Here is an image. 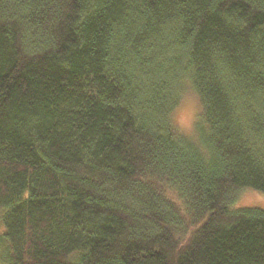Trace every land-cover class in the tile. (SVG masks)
Here are the masks:
<instances>
[{"label": "trees", "instance_id": "1", "mask_svg": "<svg viewBox=\"0 0 264 264\" xmlns=\"http://www.w3.org/2000/svg\"><path fill=\"white\" fill-rule=\"evenodd\" d=\"M248 190L264 0H0V264H264Z\"/></svg>", "mask_w": 264, "mask_h": 264}, {"label": "rangeland", "instance_id": "2", "mask_svg": "<svg viewBox=\"0 0 264 264\" xmlns=\"http://www.w3.org/2000/svg\"><path fill=\"white\" fill-rule=\"evenodd\" d=\"M199 103L196 95L189 91L187 92L180 105L173 113L175 124L184 132L194 134V121L199 112ZM194 113V115H193ZM232 208L240 207H261L264 208V193L255 190H248L241 194L240 198L231 205Z\"/></svg>", "mask_w": 264, "mask_h": 264}, {"label": "snow or ice", "instance_id": "3", "mask_svg": "<svg viewBox=\"0 0 264 264\" xmlns=\"http://www.w3.org/2000/svg\"><path fill=\"white\" fill-rule=\"evenodd\" d=\"M193 115H194V113H193Z\"/></svg>", "mask_w": 264, "mask_h": 264}]
</instances>
